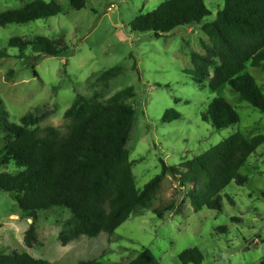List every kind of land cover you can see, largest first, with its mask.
I'll list each match as a JSON object with an SVG mask.
<instances>
[{
  "label": "rangeland",
  "instance_id": "obj_1",
  "mask_svg": "<svg viewBox=\"0 0 264 264\" xmlns=\"http://www.w3.org/2000/svg\"><path fill=\"white\" fill-rule=\"evenodd\" d=\"M35 1L0 0V13L23 9ZM56 1L64 7L60 15L0 27V110L7 112L11 123L21 124L28 117L31 129L52 127L66 133L71 121L65 112L79 96L105 103L119 91L133 87L135 97L128 103L136 116L127 148L136 187L143 190L162 174L161 158L179 174L164 173L152 207L137 209L114 233L82 236L65 247L59 235L71 218L68 209L37 212L36 240L30 248L25 242L32 223L30 214L22 211L8 192L0 190L1 253H28L51 264L88 260L129 264L149 249L161 264H183L180 254L198 247L204 255L202 264H264V144L242 167L244 184L233 181L223 191L221 212L204 209L195 213L189 199L192 186L181 178L189 160L233 134L240 132L248 139L264 135V114L241 101L229 86L214 92L210 80L200 87L186 74L193 69L192 53L205 55L203 44L209 40L202 26L215 20L224 0H205L212 16L200 25L178 27L162 38L135 31L132 23L165 0H86V7L80 10L72 9L68 0ZM34 36L64 39L70 46L69 54L54 57L31 49L22 54L8 45L14 37ZM117 66L124 69L123 74L103 88L97 79ZM246 71L264 89V70L248 64ZM218 97L235 108L238 124L216 130L202 120V114ZM167 111H175L181 118L164 122ZM1 124L0 120V157L6 138ZM23 170L13 162L0 165V174L15 175Z\"/></svg>",
  "mask_w": 264,
  "mask_h": 264
},
{
  "label": "trees",
  "instance_id": "obj_2",
  "mask_svg": "<svg viewBox=\"0 0 264 264\" xmlns=\"http://www.w3.org/2000/svg\"><path fill=\"white\" fill-rule=\"evenodd\" d=\"M68 1L72 9L86 7V0ZM63 12L59 1L37 0L23 9L0 13V27L48 19ZM210 16L212 12L205 0H165L153 11L137 17L132 25L135 31L152 32L162 38L178 27L200 25ZM202 31L209 40L203 44L205 55L192 53L193 69L186 74L200 87L210 80L214 92L229 86L241 101L264 114V89L246 71L248 64L264 70V0H224L223 9L214 21L203 24ZM8 45L22 54L31 49L56 57L67 56L70 51L64 39L53 41L40 36L14 37ZM123 72L122 67H113L104 71L97 82L107 88ZM134 97L133 87L119 91L105 103L79 96L65 112V118L71 121L66 133L52 127L31 129L28 117L21 124L11 123L7 112L0 110L1 130L6 134L0 165L13 162L24 168L15 175L0 174V190L8 192L19 208L31 216L32 223L25 234L28 247L32 248L36 240L39 211L57 207L70 211L71 218L59 235L65 247L82 236L96 238L102 233H114L137 209L152 207L164 173L179 174L161 158L162 174L150 180L143 190L136 187L127 148L136 116L128 101ZM180 118L177 112L167 111L163 121ZM202 120L216 130H224L238 124L240 117L225 98L218 97L202 114ZM263 144L264 135L248 139L238 132L189 160L181 178L192 186L189 199L194 212H221L223 191L233 181L244 184L240 171ZM261 195L264 199V191ZM229 200L233 203L232 198ZM179 259L183 264H202L204 255L195 247L183 251ZM0 264L51 263L28 253L8 255L0 250ZM129 264L161 263L152 251L144 249Z\"/></svg>",
  "mask_w": 264,
  "mask_h": 264
}]
</instances>
